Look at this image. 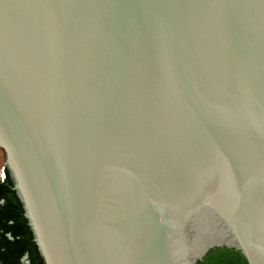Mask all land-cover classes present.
I'll use <instances>...</instances> for the list:
<instances>
[{
    "label": "water",
    "instance_id": "obj_1",
    "mask_svg": "<svg viewBox=\"0 0 264 264\" xmlns=\"http://www.w3.org/2000/svg\"><path fill=\"white\" fill-rule=\"evenodd\" d=\"M0 151L44 264H264V0H0Z\"/></svg>",
    "mask_w": 264,
    "mask_h": 264
},
{
    "label": "trees",
    "instance_id": "obj_2",
    "mask_svg": "<svg viewBox=\"0 0 264 264\" xmlns=\"http://www.w3.org/2000/svg\"><path fill=\"white\" fill-rule=\"evenodd\" d=\"M0 180V264H44L33 242V236L24 218L9 173ZM199 264H247L239 252L215 249Z\"/></svg>",
    "mask_w": 264,
    "mask_h": 264
},
{
    "label": "rangeland",
    "instance_id": "obj_3",
    "mask_svg": "<svg viewBox=\"0 0 264 264\" xmlns=\"http://www.w3.org/2000/svg\"><path fill=\"white\" fill-rule=\"evenodd\" d=\"M5 154L0 151V180L4 179Z\"/></svg>",
    "mask_w": 264,
    "mask_h": 264
},
{
    "label": "flooded vegetation",
    "instance_id": "obj_4",
    "mask_svg": "<svg viewBox=\"0 0 264 264\" xmlns=\"http://www.w3.org/2000/svg\"><path fill=\"white\" fill-rule=\"evenodd\" d=\"M23 258H24V257H23ZM23 258H22V259H23ZM22 259H21V264H26V261H25V262H22Z\"/></svg>",
    "mask_w": 264,
    "mask_h": 264
}]
</instances>
